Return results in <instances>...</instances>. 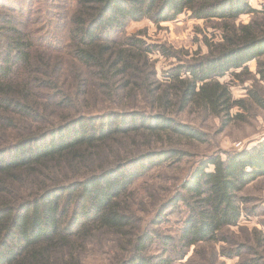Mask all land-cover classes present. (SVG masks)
<instances>
[{
    "label": "trees",
    "instance_id": "trees-1",
    "mask_svg": "<svg viewBox=\"0 0 264 264\" xmlns=\"http://www.w3.org/2000/svg\"><path fill=\"white\" fill-rule=\"evenodd\" d=\"M251 2L31 0L46 29L35 41L4 12L26 0H0V264H176L201 245L234 243L225 232L259 213L244 193L264 178V140L193 154L207 134L181 117L230 119L245 101L220 79L253 61L264 82V10ZM182 16L204 22L208 52L159 79L152 56L174 54L127 28ZM185 161L162 191L157 172ZM173 217L177 232L165 234ZM255 233L257 245L220 255L264 264V229Z\"/></svg>",
    "mask_w": 264,
    "mask_h": 264
},
{
    "label": "rangeland",
    "instance_id": "rangeland-1",
    "mask_svg": "<svg viewBox=\"0 0 264 264\" xmlns=\"http://www.w3.org/2000/svg\"><path fill=\"white\" fill-rule=\"evenodd\" d=\"M30 1L26 0L27 7L21 13L18 11L15 13L9 10L3 11L14 17V20L19 21L24 26L23 28L33 35L36 41L41 36L46 35V29L41 24V20L39 18L35 20L34 14L28 11L32 5H29ZM251 4L255 9L264 10V0H252ZM251 19L250 16H243L238 23L247 24ZM206 30L204 22L192 20L188 16H182L177 22L165 23L160 27L155 26L150 21L132 23L127 28L125 36L141 34L140 36L148 44L165 46L166 49L174 54V57L170 58L161 54L152 56L158 77L163 79L167 71L173 69L181 62L189 61L197 54L198 56H203L208 52L204 44V32ZM209 31L212 34H216L213 33L212 29L208 30L206 34L209 35ZM212 37V35L209 36V38ZM216 37L218 40L219 35ZM261 60L264 62V57ZM220 82L230 87L235 99L244 100L245 107L234 109L230 119L204 118L196 113L182 116L181 119L195 125L207 134V143L194 144L188 148L194 152L193 154H224L252 147L257 142L264 140V109L259 107L249 94L252 90L257 91L264 99V82L261 81L258 74V61L251 62L245 72L235 71L220 79ZM180 165H175L171 170L168 169L167 174L156 171L158 173L156 174L157 178L161 180L159 187H161L162 191L167 190L169 188L168 184L173 183L176 179L177 174L174 172L178 171V168L182 170V173L185 172L184 168H187L189 163L185 161ZM244 195L251 198L250 207L257 206L259 213L258 216L244 217L238 227L231 228L225 232L224 236L230 237L234 243L232 245H226L223 242L201 245L197 250L195 248L191 249L187 257L176 264H245L249 259L246 256L228 258L222 257L220 253L222 249L235 250V243L244 242L245 240H250L253 245H257L255 231L264 229V178L251 184ZM140 210V214L144 216L141 207ZM177 222V219L173 217L172 221L163 225L161 230L165 234H175L178 228ZM258 250L264 253V248ZM104 258L107 257L98 256L97 258H92V260L89 259V262L90 264H106Z\"/></svg>",
    "mask_w": 264,
    "mask_h": 264
}]
</instances>
